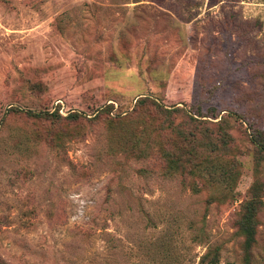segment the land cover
<instances>
[{
	"label": "rangeland",
	"instance_id": "1",
	"mask_svg": "<svg viewBox=\"0 0 264 264\" xmlns=\"http://www.w3.org/2000/svg\"><path fill=\"white\" fill-rule=\"evenodd\" d=\"M150 102L227 134L201 160L215 179L233 160L232 190L203 165L165 172ZM252 130H264V0H0V262L207 264L216 248V264H240L236 221L257 194L250 256L264 264Z\"/></svg>",
	"mask_w": 264,
	"mask_h": 264
},
{
	"label": "trees",
	"instance_id": "2",
	"mask_svg": "<svg viewBox=\"0 0 264 264\" xmlns=\"http://www.w3.org/2000/svg\"><path fill=\"white\" fill-rule=\"evenodd\" d=\"M146 98H139L135 101L133 111L137 106H146ZM150 106L155 113L161 117L159 124L152 128V132L159 137L160 141L157 142L158 152L160 153L165 165V172L178 173L182 178H186L187 174H193V171H201L202 165L205 167L206 173L211 180L222 183L228 190H232L233 180L235 179V165L236 163L231 160L228 168L221 169L217 174V178H213L212 173L215 169L213 166L207 168L208 164H203L202 160L206 154H216L218 151H225L228 147V136L224 131H221L219 126L217 130L212 132L209 128L207 120H199L197 118L204 117L198 111L193 115L181 111L177 107L164 108L160 104L150 102ZM213 109H210V111ZM110 112V107L105 106L103 110H96V114L91 118L94 120L96 116L101 114L107 115ZM185 117L181 124H174L171 120L173 113H180ZM26 114L32 115L37 118L50 116L47 112L33 113L26 111ZM56 114V113H53ZM52 114V116H53ZM82 114L71 113L66 117V120L73 122L78 119ZM229 115L234 116L233 113ZM235 117V116H234ZM238 118V116H236ZM209 132V135H204ZM249 141L254 149L256 162L264 155V130H252L249 134ZM205 138V139H204ZM135 145L132 146V148ZM130 149V146L128 147ZM211 159H214L212 156ZM206 165V166H204ZM257 188V187H256ZM258 189V188H257ZM257 194H252L251 198L241 205V211L236 221V230L242 237L243 253L242 261L240 264H251L250 249L254 241V230L256 227V212L259 202ZM204 260L207 264H216L218 261V252L216 248L207 251ZM0 264H3L0 262Z\"/></svg>",
	"mask_w": 264,
	"mask_h": 264
}]
</instances>
